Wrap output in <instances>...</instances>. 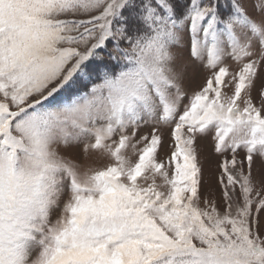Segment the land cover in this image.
<instances>
[{
  "label": "snow or ice",
  "instance_id": "6c2138e0",
  "mask_svg": "<svg viewBox=\"0 0 264 264\" xmlns=\"http://www.w3.org/2000/svg\"><path fill=\"white\" fill-rule=\"evenodd\" d=\"M262 214L264 0H0V264H264Z\"/></svg>",
  "mask_w": 264,
  "mask_h": 264
},
{
  "label": "rangeland",
  "instance_id": "374dc122",
  "mask_svg": "<svg viewBox=\"0 0 264 264\" xmlns=\"http://www.w3.org/2000/svg\"><path fill=\"white\" fill-rule=\"evenodd\" d=\"M197 83H199V81ZM195 86L196 85H192V87H195ZM189 90H191V88ZM141 131L147 132L149 131V129L145 128V129H142ZM102 163H105V162H101V164ZM218 163H219V157L211 155L210 153L207 154L206 158L202 157V164H203V169H204L205 190H207L209 187L213 188L216 191L217 198H219V188L216 185V177L219 173V169L217 167Z\"/></svg>",
  "mask_w": 264,
  "mask_h": 264
}]
</instances>
